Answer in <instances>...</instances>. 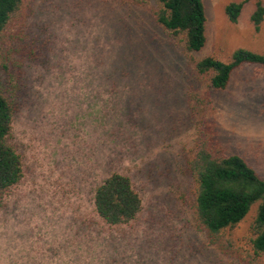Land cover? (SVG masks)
Here are the masks:
<instances>
[{"label":"rangeland","instance_id":"obj_1","mask_svg":"<svg viewBox=\"0 0 264 264\" xmlns=\"http://www.w3.org/2000/svg\"><path fill=\"white\" fill-rule=\"evenodd\" d=\"M203 0L207 43L188 52L144 0H24L9 30L0 90L19 104L11 142L23 178L0 193V264H241L193 218L188 169L196 121L210 104L215 138L264 178V66L243 65L212 91L195 62L264 54L255 0L238 22ZM128 176L143 207L126 225L97 214L95 189ZM257 206L235 231L248 245Z\"/></svg>","mask_w":264,"mask_h":264},{"label":"trees","instance_id":"obj_2","mask_svg":"<svg viewBox=\"0 0 264 264\" xmlns=\"http://www.w3.org/2000/svg\"><path fill=\"white\" fill-rule=\"evenodd\" d=\"M144 0H132L141 3ZM157 24L173 37L181 38L188 52H200L207 43V16L203 0H153ZM253 0L230 3L226 15L237 23L245 6ZM251 17L256 31L264 20V0H255ZM24 0H0V73L6 71L7 36L23 13ZM264 66V54L236 50L229 62L207 57L195 62V70L210 90L224 91L234 71L243 65ZM206 102L196 121L197 141L188 160L193 181V218L211 243L223 254L232 255L241 264H264V178L242 157L225 153L215 138ZM18 102L0 90V193L16 186L23 178L22 156L12 144ZM94 206L99 217L110 226L126 225L136 219L143 201L132 180L115 173L94 192ZM257 206L251 224L249 248L235 239V231Z\"/></svg>","mask_w":264,"mask_h":264}]
</instances>
